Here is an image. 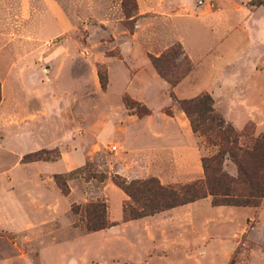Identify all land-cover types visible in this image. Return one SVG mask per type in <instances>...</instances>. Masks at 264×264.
Listing matches in <instances>:
<instances>
[{"label": "rangeland", "instance_id": "1", "mask_svg": "<svg viewBox=\"0 0 264 264\" xmlns=\"http://www.w3.org/2000/svg\"><path fill=\"white\" fill-rule=\"evenodd\" d=\"M176 43L192 69L172 87L150 57ZM205 91L242 124L241 144L264 131V0H0V264H260L264 200L208 195L122 220L130 198L114 174L204 178L202 164L177 170L182 124L171 117L185 119L172 94ZM196 134L203 156L217 152ZM223 169L237 175L228 157ZM97 200L116 224L86 232L73 206Z\"/></svg>", "mask_w": 264, "mask_h": 264}, {"label": "trees", "instance_id": "2", "mask_svg": "<svg viewBox=\"0 0 264 264\" xmlns=\"http://www.w3.org/2000/svg\"><path fill=\"white\" fill-rule=\"evenodd\" d=\"M124 14L131 15L123 3ZM131 31V28H128ZM150 61L156 72L172 87L176 86L192 69L190 58L180 43L167 48L160 55H151ZM173 99L190 121L193 132L200 133L218 150L202 156L204 178L184 184H163L157 177L128 179L114 174L112 181L129 198L123 208V221L154 215L161 211L182 206L198 199L212 196L213 205H234L258 207L264 200V131L254 137L249 135L247 144L240 143L241 134L234 126L214 110V100L207 91L191 98ZM1 99V96H0ZM125 104L138 114V101L126 98ZM245 133V132H244ZM38 152L28 154L35 158ZM228 157L237 167V175L232 176L223 169ZM54 180L63 195L70 192L65 174H54ZM73 211L78 215V224L86 232L97 231L115 225L108 217L105 201L97 200L85 205L74 204Z\"/></svg>", "mask_w": 264, "mask_h": 264}, {"label": "crops", "instance_id": "3", "mask_svg": "<svg viewBox=\"0 0 264 264\" xmlns=\"http://www.w3.org/2000/svg\"><path fill=\"white\" fill-rule=\"evenodd\" d=\"M182 113L185 116V119H183L181 115L179 116V118H175V117H178V115L171 117L173 121H177L178 119L179 122L182 124V127L180 128L177 127L178 136L180 139L179 147L177 149H178V153H181L182 155L177 154V157L175 158L176 165H177V170L181 172L193 173L196 170L198 171L199 168L201 167V157L203 156V154L200 153L199 140H201V138L195 132H193L190 122L188 121V118L186 117L183 111ZM230 120L232 121L231 124L234 126V128L241 127L242 124H239L238 119L236 120L234 118H230ZM236 123H238V125ZM153 132L156 135L164 136V133L161 127L155 128ZM260 264H264V258L262 262H260Z\"/></svg>", "mask_w": 264, "mask_h": 264}, {"label": "built area", "instance_id": "4", "mask_svg": "<svg viewBox=\"0 0 264 264\" xmlns=\"http://www.w3.org/2000/svg\"><path fill=\"white\" fill-rule=\"evenodd\" d=\"M114 148H115V146H114Z\"/></svg>", "mask_w": 264, "mask_h": 264}]
</instances>
